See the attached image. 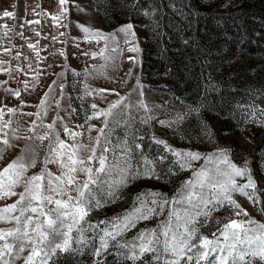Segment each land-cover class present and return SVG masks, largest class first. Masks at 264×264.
Returning <instances> with one entry per match:
<instances>
[{
	"label": "snow or ice",
	"instance_id": "6c2138e0",
	"mask_svg": "<svg viewBox=\"0 0 264 264\" xmlns=\"http://www.w3.org/2000/svg\"><path fill=\"white\" fill-rule=\"evenodd\" d=\"M67 3L68 0H58L59 11L52 17L54 20H59L68 11L65 7ZM3 15L13 17L15 14L5 11ZM4 27L7 28V25ZM80 27L97 43L100 40L115 41V33L106 34L83 25ZM118 32L124 34L126 44L135 39L132 24L121 26ZM16 35L23 38L22 32ZM4 37L9 38L7 31ZM28 47L35 50L36 45L29 44ZM127 50L139 51L135 45ZM11 51V48H3L5 55ZM105 51L108 55H104ZM123 51V48L118 51L106 43L99 53L104 57V64L96 69L95 75L85 73L80 99L94 94L101 101L111 94H115L117 99L109 101L106 108L91 102L88 105L91 114L85 115L83 124L71 126V121L66 123L59 112L51 123H43L51 108L49 100L54 95L51 86L41 101L42 111L27 113L29 116L36 115L40 120V124L32 122L33 126L29 129L32 135L26 137L32 143L21 150L20 156L0 169V200L16 197L14 202L0 207V224L7 225L0 227V264H16L20 260L23 264H57L62 254L71 257L82 253L86 247L91 249V256L100 258L94 264H104V254L112 255L110 249H116L117 255L133 264H264V223L252 219L235 198L239 195L254 204L259 203L258 186L249 167L231 163L228 150L222 149L206 157L208 164L195 169L194 162L202 158L200 152L176 149L154 134L149 135V143L162 145V149H158L151 158L144 151V134L136 127L137 124L150 125L156 120L161 126L172 127L199 109L177 113L174 119L167 121L158 120L155 109L160 106L143 98V85L139 80L123 96L116 89H93L87 83L89 75L116 82L114 77L107 76V71L119 69ZM13 59L19 60V53ZM129 59L136 60L135 57ZM9 63L0 60V72L11 76L13 72L19 74L23 71L22 68L8 67ZM28 67L32 68L31 62ZM126 75L130 77L131 70ZM57 86L61 89V99L67 100L63 93L64 85ZM8 91L20 95L18 90ZM133 93L140 98L132 100ZM56 105L60 107L59 101ZM68 108L70 112L68 109L64 111L69 117L77 111L70 103ZM250 108L251 111L246 109L247 115L254 118L256 105ZM8 111L14 113L15 109ZM141 112L143 115L137 120V114ZM259 114L261 119H253L252 122L264 127V109H259ZM93 119L100 121L99 127L89 123ZM11 123L4 121L0 124V135L3 137L0 159L12 147L8 133L4 131L11 127ZM37 128L47 131L41 134ZM117 129L122 131V136L116 135ZM92 131H96L95 137L90 135ZM85 132L89 133L86 141ZM62 133L64 138H61ZM40 148L44 149L43 157ZM133 159H136L135 166ZM38 164L39 170L27 175ZM49 165H55L57 171L52 172ZM174 170H192V176L173 196L169 197L162 191H142L133 199L130 209L93 222L95 218L91 214L119 200L122 189L132 179L147 177L159 180L162 175L166 178L174 174ZM17 188L21 190L17 191ZM166 209V218L154 228L138 230L131 241L124 239L126 233L137 228L140 222L163 216ZM221 209L230 213L223 220L213 216ZM260 211L264 214V208ZM240 216L248 218H236ZM209 220L215 230L204 234L201 229L208 225Z\"/></svg>",
	"mask_w": 264,
	"mask_h": 264
},
{
	"label": "rangeland",
	"instance_id": "374dc122",
	"mask_svg": "<svg viewBox=\"0 0 264 264\" xmlns=\"http://www.w3.org/2000/svg\"><path fill=\"white\" fill-rule=\"evenodd\" d=\"M119 1L118 8L125 7L128 10L127 18L122 21L108 17L112 7L111 0H68L65 5L68 11L59 20L52 18L59 11L58 0H0V60L9 61L10 68L23 69L19 74L13 72L11 76L0 72V109L3 110L0 112V124L4 121L12 122L10 128L4 129L8 133L12 147L4 153L3 159H0V169L20 156L21 150L32 143L26 137L32 135L29 131L33 126L32 122L40 124V120L36 115L29 116L27 113L35 114L42 111L41 101L45 93L49 92V86L54 89V95L50 93L51 108L44 117V124L51 123L57 112L65 117L66 123L70 120L71 126L83 124L85 115L91 114L88 108L91 102L106 108L109 101L117 99L115 94H106L107 99L104 101L95 94L80 99L83 95L85 73L95 75L96 69L104 64V57L99 53L107 43L110 47H116L118 51L119 48L124 49L120 57L119 69L107 71V76L114 77L116 82L89 75L87 83L93 89H116L123 96L130 92L139 80L143 85V98L150 104L160 106L155 109L158 120L167 121L174 119L177 113H188L191 109H199L198 112L191 113L181 123L172 127L161 126L156 120L150 125L137 124L136 127H139L144 134L143 147L149 158L155 156L157 150L163 147L150 144V134L167 141L176 149L200 152L202 158L194 162L195 169L208 164L207 156L227 149L231 163L251 169L259 190L258 204L250 202L243 196L237 195L235 198L252 219L264 223V214L260 211L264 208V127L258 122H252L253 119L257 121L261 119L259 109H264V0ZM113 7L117 8L116 5ZM5 11L13 12L15 15L5 17L3 15ZM173 17L184 21V24L195 20L194 27L191 24H188L190 27L181 25L178 32L185 37L187 34L192 35L194 31L201 33L203 44L197 49L204 57H213L220 61L231 59L235 54L220 80L210 74L199 81L195 80L194 84L199 88L192 93H184L181 89L172 87L168 70L161 71L159 61L161 54L164 55L170 49H175V43L171 38L170 43H161V39H157V36L159 37L161 32L168 37L177 34V32L172 33L165 24ZM127 24L133 25L135 39L130 38L131 42L126 44L124 34L118 32V29ZM4 25H7V28ZM80 25L92 31L115 33V41L109 39L97 43L96 39L87 36ZM238 27L241 30L238 31ZM207 29L212 33L204 34ZM5 31L8 32L10 39L4 37ZM17 32H22L23 38L17 36ZM231 41H234L233 52L226 51ZM29 44H35V50L29 48ZM133 45L138 47V52L127 50ZM4 47L11 48V53L3 54ZM18 53L20 59H13ZM92 53L97 55L93 56ZM242 54L246 55L245 60L240 58ZM104 55H108V52L105 51ZM129 57H135V62ZM29 62L32 64L31 69L28 67ZM129 70H131L130 77L126 75ZM37 73H39L38 79ZM54 81L57 83L54 84ZM59 84L64 85L63 93L68 97L67 100L61 99V89L57 86ZM220 88L227 90V94L216 92ZM9 89L18 90L20 95L11 94ZM139 98L135 93L131 97L132 100ZM56 101H59L60 107H57ZM69 103L77 110L70 117ZM253 104L257 109L254 118L249 117L246 111V109L251 111L250 106ZM8 109H15V112H9ZM64 109H68V112ZM142 115L143 112L138 113L137 120ZM89 123L100 126V121L95 119ZM37 131L43 134L47 129L37 128ZM88 135L89 133L85 132V141ZM90 135L95 137L97 133L92 131ZM116 135L122 136L123 133L117 129ZM61 138H64L63 133ZM2 139L0 135V141ZM137 142L139 143V140ZM44 143L47 144V141ZM2 146L0 143V147ZM39 152L43 157L44 149L40 148ZM168 155L173 159L170 153ZM133 165H136V159H133ZM167 167L168 164L165 162V168ZM49 168L54 173L57 171L55 165H49ZM38 170L39 164L37 168L30 169L27 175L30 176ZM191 176L192 170H174V174L167 175L166 178L162 175L159 180L147 177L132 179L122 189L119 200L106 204L91 214L95 218L93 222L130 209L133 199L142 191H162L171 197ZM237 179L246 182L241 178ZM20 190L17 188V191ZM15 199L16 197L0 200V207L14 202ZM167 211L166 209L163 216L140 222L137 228L126 233L124 239L131 241L138 230L154 228L166 218ZM229 214L221 209L219 212H214L213 216L223 220ZM6 226L0 224V227ZM213 230L215 226L209 220L208 225L201 229V232L208 234ZM110 251L112 255L104 254V264H133L132 261L117 255L116 249ZM90 252L91 249L86 247L82 253L71 257L62 254L57 264H94V261L100 258L91 256ZM16 264H23V261H17Z\"/></svg>",
	"mask_w": 264,
	"mask_h": 264
},
{
	"label": "trees",
	"instance_id": "16d2710c",
	"mask_svg": "<svg viewBox=\"0 0 264 264\" xmlns=\"http://www.w3.org/2000/svg\"><path fill=\"white\" fill-rule=\"evenodd\" d=\"M111 2L112 7L109 11L108 17L115 21H122L127 18L128 10H126L125 7L118 8L120 1L111 0ZM113 5H116L117 8H114ZM183 22L184 21H180L178 18L173 17L172 19L166 21L165 24L172 33L177 32V34L168 37L163 35L161 32L159 37L157 36V39H161V43H170V38L175 43V49H170L164 55L161 54V61H159V63L161 62V71L168 70L172 87L181 89L184 93H192L195 89L199 88L198 85L194 84L195 80L199 81L208 74L220 80L221 75L225 74L228 70L227 64H230L229 62L234 58L235 54L231 59H224L220 61L213 59V57H204V55L199 52V49L203 44L200 37L201 33L194 31L192 35L187 34L185 37L178 32V30L181 29V25L190 27L188 24H191V26L194 27L195 20H191L188 24H184ZM239 30H241L240 27H238V31ZM211 33L212 31L210 29L204 31V34L206 35ZM233 43L234 41L229 43L226 51H234ZM198 47L199 49H197ZM245 57L246 55L242 54L240 58L245 60ZM216 92H221L223 95L227 94V90L224 88H220ZM215 95H217V93H215Z\"/></svg>",
	"mask_w": 264,
	"mask_h": 264
}]
</instances>
